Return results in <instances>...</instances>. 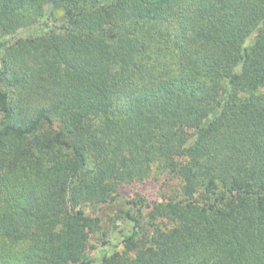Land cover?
<instances>
[{"label": "trees", "instance_id": "trees-1", "mask_svg": "<svg viewBox=\"0 0 264 264\" xmlns=\"http://www.w3.org/2000/svg\"><path fill=\"white\" fill-rule=\"evenodd\" d=\"M33 26L0 44V264H87L118 197L98 264H264V0H0Z\"/></svg>", "mask_w": 264, "mask_h": 264}, {"label": "rangeland", "instance_id": "rangeland-1", "mask_svg": "<svg viewBox=\"0 0 264 264\" xmlns=\"http://www.w3.org/2000/svg\"><path fill=\"white\" fill-rule=\"evenodd\" d=\"M57 12V11H55ZM44 31V27H28L20 29L15 35H0V44H6L20 36L39 34ZM2 49L0 48V52ZM177 181L175 179L161 178L158 181H147L145 183H135L125 185L123 192L126 193L125 198L138 195V193L169 195L175 187ZM136 198V197H135ZM129 204H124L122 199L118 197L115 202L99 205L97 207L85 206L84 212L99 219L100 227L92 235L89 240L88 248L85 253V259L89 260L87 264H98L104 255H108L113 250H122V239L132 233L133 228L129 220L124 216V210ZM146 210L143 209L141 220L146 222Z\"/></svg>", "mask_w": 264, "mask_h": 264}]
</instances>
